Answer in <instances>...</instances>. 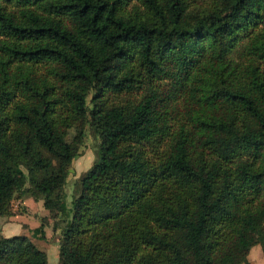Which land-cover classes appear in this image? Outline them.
<instances>
[{
    "label": "trees",
    "instance_id": "obj_1",
    "mask_svg": "<svg viewBox=\"0 0 264 264\" xmlns=\"http://www.w3.org/2000/svg\"><path fill=\"white\" fill-rule=\"evenodd\" d=\"M17 190L63 222L60 264L245 258L264 221V0H0V215ZM0 264L47 259L18 234Z\"/></svg>",
    "mask_w": 264,
    "mask_h": 264
},
{
    "label": "rangeland",
    "instance_id": "obj_2",
    "mask_svg": "<svg viewBox=\"0 0 264 264\" xmlns=\"http://www.w3.org/2000/svg\"><path fill=\"white\" fill-rule=\"evenodd\" d=\"M72 133L73 131L67 135V139H70ZM96 146L95 134L87 132L83 144L79 148V156L69 166L68 178L63 187L67 207H70L69 203L73 195L74 183L90 168L95 160ZM18 173L22 178L24 169L18 167ZM27 187H29V184L24 180L22 189L25 190ZM45 205L42 199L33 198L27 192L22 193L19 190L13 192L7 204L5 215H0V236L25 235L39 250L46 254L47 264H60L57 244L63 222L57 221L55 210L46 208ZM263 233V223L261 225L253 224L241 241L243 253L253 246L246 248V244L250 243L252 239H262ZM240 252L242 254V250L232 252L226 258L219 260L217 264H250L243 255L239 254ZM253 264H264L262 250L261 256L257 260L253 258Z\"/></svg>",
    "mask_w": 264,
    "mask_h": 264
},
{
    "label": "crops",
    "instance_id": "obj_3",
    "mask_svg": "<svg viewBox=\"0 0 264 264\" xmlns=\"http://www.w3.org/2000/svg\"><path fill=\"white\" fill-rule=\"evenodd\" d=\"M263 225H264V221H263ZM4 229V227L2 228V230ZM6 229V227H5ZM8 230V229H6ZM261 256V247L259 246V244H255L253 246L250 247V249L248 250V254H246L245 258L247 260V262H249L250 264H253V258L254 259H258V257Z\"/></svg>",
    "mask_w": 264,
    "mask_h": 264
}]
</instances>
